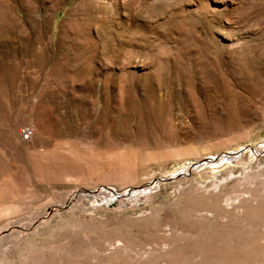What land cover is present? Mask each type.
I'll return each mask as SVG.
<instances>
[{"label":"rangeland","instance_id":"obj_1","mask_svg":"<svg viewBox=\"0 0 264 264\" xmlns=\"http://www.w3.org/2000/svg\"><path fill=\"white\" fill-rule=\"evenodd\" d=\"M0 264H264V0H0Z\"/></svg>","mask_w":264,"mask_h":264},{"label":"built area","instance_id":"obj_2","mask_svg":"<svg viewBox=\"0 0 264 264\" xmlns=\"http://www.w3.org/2000/svg\"><path fill=\"white\" fill-rule=\"evenodd\" d=\"M20 136L24 139H28L33 134V128L30 125H23L19 129Z\"/></svg>","mask_w":264,"mask_h":264}]
</instances>
